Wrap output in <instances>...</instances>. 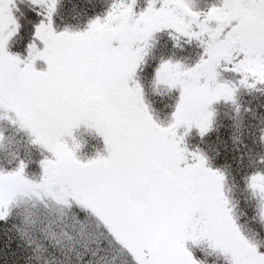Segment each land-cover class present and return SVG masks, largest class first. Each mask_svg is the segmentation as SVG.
<instances>
[{
    "label": "snow or ice",
    "instance_id": "6c2138e0",
    "mask_svg": "<svg viewBox=\"0 0 264 264\" xmlns=\"http://www.w3.org/2000/svg\"><path fill=\"white\" fill-rule=\"evenodd\" d=\"M0 264H264V0H0Z\"/></svg>",
    "mask_w": 264,
    "mask_h": 264
}]
</instances>
